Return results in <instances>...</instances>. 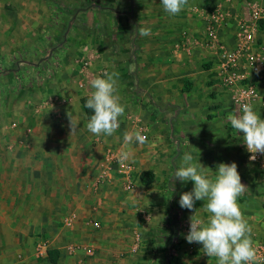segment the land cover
Returning a JSON list of instances; mask_svg holds the SVG:
<instances>
[{
	"label": "crops",
	"instance_id": "crops-1",
	"mask_svg": "<svg viewBox=\"0 0 264 264\" xmlns=\"http://www.w3.org/2000/svg\"><path fill=\"white\" fill-rule=\"evenodd\" d=\"M225 7L249 21V15H241L246 10L244 0H186L176 15L166 13L160 0H148L139 7L137 29L147 27L151 33L137 35L134 56L131 58L129 54L130 15L123 24L125 29L122 27L127 40L113 39L109 43L112 72L121 73L122 46L130 55L127 85L148 97L153 116L138 112L140 118H119V127L107 137L87 130L88 118L79 100L91 93L94 78L109 73V69L101 67L108 61L93 59L87 48L80 54L96 68L94 72L81 69L56 73L35 87L33 102L39 106L34 114L28 111L29 114L23 115L21 102L11 111L16 120L0 116V264H51L47 255L50 250L58 254L56 264H102L106 260L97 256L83 259V255L92 254L90 248L72 247L73 242L86 245L94 235L107 237L98 248H102L99 250L103 256L112 252L110 257L117 260L103 264H133L134 256L143 262L138 259L139 253L146 252L149 244L143 247L139 243L146 238L151 241L161 228L170 198L175 210L169 216L173 223L166 230L173 227L180 233V240L195 247L192 263L216 264V258L207 257L200 244L188 243L184 238L192 215L207 220L210 213L202 207L203 201H196L193 210L179 206L180 194L190 191L193 183H181L172 174L180 165L184 150L180 124L191 126L197 122L187 115L185 108L198 105L207 113V122L215 118L214 114L224 119L235 113L229 103V92L221 82L217 54L200 43L206 14ZM258 7L264 19V10ZM237 23L235 20L228 23L220 32L221 41L229 47L238 43L236 35L242 33ZM248 28H253L252 24ZM252 35L250 45L255 52L258 45L264 44V31L256 28ZM54 80V86L49 85ZM185 82L189 85L186 92ZM52 90L56 95L51 96ZM180 110H185L186 115L178 114ZM70 120L77 125L73 133ZM11 122L17 125L9 128ZM138 129L146 136L145 143L133 141L125 147L124 133ZM110 151L118 154L128 151L130 156L125 164L129 168L112 165L113 170H106L109 167L105 159ZM218 155L222 157V151ZM212 156L214 160L202 163L209 168L205 172L210 176L215 175L216 165L221 162H235L238 166L241 182L246 186L238 202L258 254L264 250V188L256 180V168L246 161L243 147L242 155L223 160H218L216 153ZM142 172L151 173L149 185L141 183ZM92 222L98 223L99 228L94 229ZM39 240L47 245L45 255L36 253ZM149 252L150 257L151 245Z\"/></svg>",
	"mask_w": 264,
	"mask_h": 264
},
{
	"label": "rangeland",
	"instance_id": "rangeland-1",
	"mask_svg": "<svg viewBox=\"0 0 264 264\" xmlns=\"http://www.w3.org/2000/svg\"><path fill=\"white\" fill-rule=\"evenodd\" d=\"M234 1L236 0H229V2ZM244 1L246 2V10L241 15L248 16L250 11L258 6L264 10V6H262L264 5V0ZM144 2L147 3L148 0H0L1 119L3 117L5 120L9 116L8 119L10 121L16 120L11 117L13 116L11 111L15 110V107L17 109L21 102H23V111L21 112L23 115L29 114L28 111L34 114L38 108L37 105L39 106L38 103L33 102L35 89H25L21 93H18L24 86L20 78H18L19 69L25 66L27 59L41 66L46 65L48 60H52L59 75L65 71L68 73L73 71L79 72L81 69H88V73H90L94 72L96 68L86 63L80 54L87 48L88 54L93 59L108 61L107 65L103 62L104 65L101 67H104V70L109 69V73H111V55L108 52V45L113 39L120 41L121 39L123 41L127 40L128 35L123 33L125 29L123 24L125 25L128 15H130V20L132 21V28H130L131 50L129 51L132 58L137 51L135 41L138 35L137 21L139 17L137 13L139 14V7ZM51 15L56 20V23L55 20H53L54 23L50 20ZM120 49L122 51L120 56L123 67L119 74L117 82L119 87L117 89L121 103L125 106V113L120 118L122 120L127 117H139L138 112L147 116L152 115L149 103L146 100L148 97L141 92L130 89L127 85L129 83V78L126 74L127 61L130 55L128 57V52L122 46H120ZM50 84L54 86L55 80ZM50 92L51 96L56 95L54 90ZM157 107L162 108L160 105ZM136 110L137 112L135 113ZM185 110H180L178 114H190V117L196 119L197 122L191 126L185 124V122L180 124V128H182L180 132H182L184 138L182 141V146L184 147L183 154L191 152L194 161H199L201 164L214 160L212 159V155H215V153L218 160L222 158L226 159L230 156L234 157V155H242V132L237 133L231 127L230 121L227 118L222 119L214 114L215 118L207 122L208 120L205 121L207 113L201 110V107L198 105L191 107V109L185 108ZM173 116L175 117V115ZM16 125L11 122L8 126L11 128ZM172 132L174 133V127H172ZM221 151L222 157H219L218 153ZM125 162L127 161L121 160V154L110 151L105 159V163L109 167L106 170H113L111 168L112 165L127 169L129 166ZM93 223L90 224L92 225ZM166 232L169 244H174L170 252L173 264H196L192 263L195 262L192 258L196 253L188 251L189 244L180 240V233L175 232L173 227ZM89 238L90 240L86 245L79 242H73L72 244V247L85 246L92 250V254L83 255L84 260L86 258L93 259L97 256V258L106 260L102 264L104 262L114 263L117 261L115 258L112 259L110 257L113 254L111 251H109L111 254L105 257L99 250L102 248H98V245L106 240L107 237L103 239L94 235ZM145 240L139 244L144 247L148 243V247L150 248L151 241H147V238ZM148 247L146 252L141 251L139 253L141 256L138 259L144 261H137V256H134L131 257V259H136V261H132V263L134 262L133 264H158L155 262L154 257H149L150 252Z\"/></svg>",
	"mask_w": 264,
	"mask_h": 264
},
{
	"label": "clouds",
	"instance_id": "clouds-1",
	"mask_svg": "<svg viewBox=\"0 0 264 264\" xmlns=\"http://www.w3.org/2000/svg\"><path fill=\"white\" fill-rule=\"evenodd\" d=\"M185 4L186 0H160V5L169 15L180 13ZM137 32L148 36L151 29L139 28ZM118 78L117 72H105L91 81L92 91L85 106L92 110V115L86 128L96 136H111L119 127V118L125 113L118 94ZM226 118L237 133H243V143L252 154L251 160H255L257 153L264 154V117L250 102L241 103L240 113H229ZM70 126L72 133L77 130V125L71 120ZM146 139L139 129L126 131L123 135L125 147L133 141L144 144ZM129 156L128 151L121 152V160H127ZM205 169L209 168L194 161L191 152H185L172 174L181 183H193L190 191L180 194L179 206L193 210L196 201H203L202 207L210 213L207 220L192 215L184 238L188 243L200 244L207 257L216 258V264H253L256 251L250 236L251 229L238 202L246 186L241 182L237 164H217L214 176L206 174Z\"/></svg>",
	"mask_w": 264,
	"mask_h": 264
},
{
	"label": "built area",
	"instance_id": "built-area-1",
	"mask_svg": "<svg viewBox=\"0 0 264 264\" xmlns=\"http://www.w3.org/2000/svg\"><path fill=\"white\" fill-rule=\"evenodd\" d=\"M261 16L262 11L259 7L250 11L249 21L239 18L228 7L215 8L205 16L204 36L200 43L205 48L215 50L217 54L221 82L229 92V103L234 112L239 114L241 103L250 102L264 117V44L258 45L255 52L250 45L252 31L257 28ZM234 20L238 22L237 26L242 33L236 35L238 43L234 47H229L221 41L220 32ZM251 24L253 28L247 30V26ZM243 152L246 161L255 166L256 180L264 188V154L257 153L255 160H251L249 157L252 154L248 152L244 143ZM92 226L94 229L99 228L98 223H93ZM46 247L44 241H37L36 253L39 256L45 255ZM188 251L194 253L196 250L193 245H188ZM253 264H264V250L256 254Z\"/></svg>",
	"mask_w": 264,
	"mask_h": 264
},
{
	"label": "trees",
	"instance_id": "trees-1",
	"mask_svg": "<svg viewBox=\"0 0 264 264\" xmlns=\"http://www.w3.org/2000/svg\"><path fill=\"white\" fill-rule=\"evenodd\" d=\"M50 20H55L51 15ZM54 23V21H53ZM56 23V20H55ZM257 28L264 31V19H260L257 22ZM205 69L208 68L207 65L203 64ZM57 73V70L54 67V62L48 60L46 65H38L37 63H32L27 59L25 66L19 69L18 78L24 84L23 89L18 93H21L23 90H32L40 84L44 83L48 79L54 77ZM189 85L185 82L183 91H188ZM88 98V95L82 96L80 98V104L83 107L84 113L87 118L92 115V110L88 109L85 106V102ZM139 179L143 185H149L152 182V175L150 172H142L139 176ZM172 199H167L166 204V213L163 220V224L160 229L155 231L151 239V256L155 258V262L158 264H173L171 261V249L173 248V243L169 244L168 238L166 237V229L169 228L173 221H169V216L174 212L175 206L172 204ZM49 262L51 264L57 263V252L50 250L47 252Z\"/></svg>",
	"mask_w": 264,
	"mask_h": 264
}]
</instances>
